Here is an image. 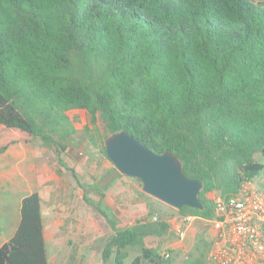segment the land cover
I'll return each instance as SVG.
<instances>
[{
  "label": "trees",
  "instance_id": "1",
  "mask_svg": "<svg viewBox=\"0 0 264 264\" xmlns=\"http://www.w3.org/2000/svg\"><path fill=\"white\" fill-rule=\"evenodd\" d=\"M0 126L55 148L60 164L70 142L106 156V136L124 130L202 182V210L169 209L211 220L209 194L264 175V0H0ZM112 171L103 188L74 176L112 230L102 261L173 264L145 245L174 233L157 200L141 193L149 218L118 226L104 201L122 177ZM210 244L198 233L186 264H207ZM0 264H48L37 192L21 199Z\"/></svg>",
  "mask_w": 264,
  "mask_h": 264
},
{
  "label": "rangeland",
  "instance_id": "2",
  "mask_svg": "<svg viewBox=\"0 0 264 264\" xmlns=\"http://www.w3.org/2000/svg\"><path fill=\"white\" fill-rule=\"evenodd\" d=\"M97 126L99 133L103 135L101 123L98 122ZM78 141L79 139L70 142L69 149L60 153V164L55 148L44 146L36 137L0 126V146L8 144L9 148L17 143H25L28 148L27 161L23 165H33L34 170L25 174L24 184L28 194L31 190L40 197L48 264H113L111 259L103 262L101 258L103 244L112 230L83 201L82 190L74 178L75 176L81 184L96 183L103 188L115 177L113 165L103 155L99 145L91 147L85 142L78 145ZM12 158V155L1 157L0 167H10ZM261 181L264 187V175ZM141 193L139 180L125 176L116 178L107 189L104 201L115 213L119 227H130L149 218L146 201ZM215 194L208 196L211 199ZM2 199L5 201H0V227L9 230L14 224L18 198L0 194V200ZM155 202L156 207L166 214V219L170 220L176 215L169 206ZM171 227L174 232L175 225ZM198 233H204L207 240H210L209 225L195 219L185 225L183 238L176 237L174 233L162 239L147 237L145 245L148 248H158L160 253H168L173 264H186ZM4 238V231L0 230V241ZM136 255L135 252H130L124 263L130 264ZM207 256L206 262L209 264Z\"/></svg>",
  "mask_w": 264,
  "mask_h": 264
},
{
  "label": "built area",
  "instance_id": "3",
  "mask_svg": "<svg viewBox=\"0 0 264 264\" xmlns=\"http://www.w3.org/2000/svg\"><path fill=\"white\" fill-rule=\"evenodd\" d=\"M262 176L241 182L229 196L215 194L211 198L213 218L205 221L210 230L209 264H264ZM195 219L199 218L175 215L166 220L175 225V235L183 238L185 225ZM161 256L167 258L169 254L162 252Z\"/></svg>",
  "mask_w": 264,
  "mask_h": 264
},
{
  "label": "water",
  "instance_id": "4",
  "mask_svg": "<svg viewBox=\"0 0 264 264\" xmlns=\"http://www.w3.org/2000/svg\"><path fill=\"white\" fill-rule=\"evenodd\" d=\"M103 146L113 168L122 176L138 179L144 194L175 210L184 206L203 209L202 182L187 178L172 153L157 154L124 130L107 135Z\"/></svg>",
  "mask_w": 264,
  "mask_h": 264
},
{
  "label": "crops",
  "instance_id": "5",
  "mask_svg": "<svg viewBox=\"0 0 264 264\" xmlns=\"http://www.w3.org/2000/svg\"><path fill=\"white\" fill-rule=\"evenodd\" d=\"M9 155H12V160L10 167H0V194L2 196H14L15 198H18L15 204V220L14 224L10 227L9 230L4 229L3 227H0L1 231H4L5 238L0 241V246L6 242L8 239H10L17 227L18 224V205L20 206L21 199L33 193L30 190V193H27V188L25 187V174L32 172L34 170V166H26L23 165L25 161H27V155H28V148L26 147V144L23 143H17L14 145H11L7 150L0 154V158L2 157H8ZM9 163V162H8ZM32 181H34V178L31 177ZM25 187V188H24ZM26 192V193H25ZM0 201H5L4 199ZM1 225V223H0ZM45 238V237H44Z\"/></svg>",
  "mask_w": 264,
  "mask_h": 264
}]
</instances>
